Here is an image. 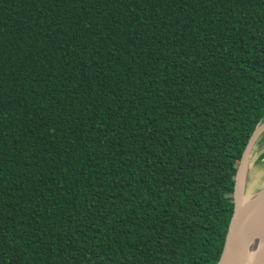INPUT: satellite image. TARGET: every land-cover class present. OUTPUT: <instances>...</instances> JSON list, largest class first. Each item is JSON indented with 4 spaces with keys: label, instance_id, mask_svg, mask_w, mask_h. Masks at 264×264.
<instances>
[{
    "label": "trees",
    "instance_id": "trees-1",
    "mask_svg": "<svg viewBox=\"0 0 264 264\" xmlns=\"http://www.w3.org/2000/svg\"><path fill=\"white\" fill-rule=\"evenodd\" d=\"M264 121V0H0V264H216Z\"/></svg>",
    "mask_w": 264,
    "mask_h": 264
},
{
    "label": "water",
    "instance_id": "water-1",
    "mask_svg": "<svg viewBox=\"0 0 264 264\" xmlns=\"http://www.w3.org/2000/svg\"><path fill=\"white\" fill-rule=\"evenodd\" d=\"M263 131L264 121L253 130L240 157L234 176L233 212L216 264H264V241L254 249V253L245 255V252H242L249 225L264 208V188L252 191L259 178L253 176L252 183L246 182L251 150Z\"/></svg>",
    "mask_w": 264,
    "mask_h": 264
},
{
    "label": "rangeland",
    "instance_id": "rangeland-1",
    "mask_svg": "<svg viewBox=\"0 0 264 264\" xmlns=\"http://www.w3.org/2000/svg\"><path fill=\"white\" fill-rule=\"evenodd\" d=\"M264 155V131L261 135H259V138L256 140L253 149L251 150L250 153V166H249V171L247 173V184H250L253 182L252 178L253 176H255V178H259L260 180L257 181V183H255L256 185L254 187H252V191H256L259 190L261 188H264V159H263V163L261 164V162L259 161V163L257 165H254V167H252V162L253 160L256 158L259 159L261 158V156ZM261 164V166H260ZM250 169L252 171H250ZM259 174V175H258ZM233 198V197H232Z\"/></svg>",
    "mask_w": 264,
    "mask_h": 264
},
{
    "label": "bare ground",
    "instance_id": "bare-ground-1",
    "mask_svg": "<svg viewBox=\"0 0 264 264\" xmlns=\"http://www.w3.org/2000/svg\"><path fill=\"white\" fill-rule=\"evenodd\" d=\"M263 241H264V208L259 213L258 217H254L253 220L251 221L248 232L245 235V241L242 247V252H245V255H250L254 253V249H256L259 246V244Z\"/></svg>",
    "mask_w": 264,
    "mask_h": 264
},
{
    "label": "flooded vegetation",
    "instance_id": "flooded-vegetation-1",
    "mask_svg": "<svg viewBox=\"0 0 264 264\" xmlns=\"http://www.w3.org/2000/svg\"><path fill=\"white\" fill-rule=\"evenodd\" d=\"M257 158V157H256ZM256 158L253 160V162H252V167H254V165H257L258 163H259V161L261 162V164L263 163V159H264V155L263 156H261V158H259V159H257L256 160ZM261 164H260V166H261ZM250 171H252V170H250ZM259 175V174H258ZM260 180V179H259Z\"/></svg>",
    "mask_w": 264,
    "mask_h": 264
}]
</instances>
